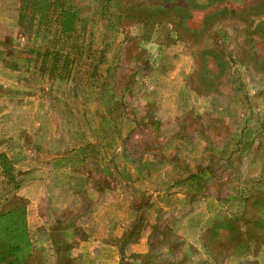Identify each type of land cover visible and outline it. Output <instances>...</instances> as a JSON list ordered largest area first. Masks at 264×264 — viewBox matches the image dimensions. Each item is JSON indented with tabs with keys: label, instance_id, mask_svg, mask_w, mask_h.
<instances>
[{
	"label": "rangeland",
	"instance_id": "rangeland-1",
	"mask_svg": "<svg viewBox=\"0 0 264 264\" xmlns=\"http://www.w3.org/2000/svg\"><path fill=\"white\" fill-rule=\"evenodd\" d=\"M261 191L264 0H0L10 264H264Z\"/></svg>",
	"mask_w": 264,
	"mask_h": 264
},
{
	"label": "trees",
	"instance_id": "trees-1",
	"mask_svg": "<svg viewBox=\"0 0 264 264\" xmlns=\"http://www.w3.org/2000/svg\"><path fill=\"white\" fill-rule=\"evenodd\" d=\"M187 8V6H185ZM232 12L230 8L224 7L220 11ZM210 14L206 15L209 16ZM200 30V27L198 29ZM250 209L254 210L257 215L251 218V223L248 227L247 224H241L240 218L223 216V222L215 226L211 230L210 237L213 240H222L227 246L233 247L241 243L257 242L264 248V191L257 192L246 200ZM208 246V245H206ZM7 244L1 242L0 239V264L6 262L7 264L13 263L17 260V253L15 248H11ZM259 264V262L257 263Z\"/></svg>",
	"mask_w": 264,
	"mask_h": 264
}]
</instances>
